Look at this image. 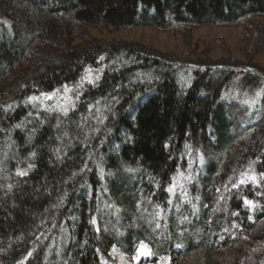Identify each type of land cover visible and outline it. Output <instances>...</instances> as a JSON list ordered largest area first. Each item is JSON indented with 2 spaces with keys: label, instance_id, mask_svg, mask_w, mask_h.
<instances>
[{
  "label": "trees",
  "instance_id": "obj_1",
  "mask_svg": "<svg viewBox=\"0 0 264 264\" xmlns=\"http://www.w3.org/2000/svg\"><path fill=\"white\" fill-rule=\"evenodd\" d=\"M203 25L244 59L88 32ZM263 49L264 0H0V264H264Z\"/></svg>",
  "mask_w": 264,
  "mask_h": 264
},
{
  "label": "rangeland",
  "instance_id": "obj_2",
  "mask_svg": "<svg viewBox=\"0 0 264 264\" xmlns=\"http://www.w3.org/2000/svg\"><path fill=\"white\" fill-rule=\"evenodd\" d=\"M91 37L104 41H128L159 52L208 53L214 60L234 57L243 60L239 41L244 31L241 26L203 25L191 31L189 35L155 28H126L116 31L99 27L88 29ZM76 39L75 42H79ZM253 61L264 67V49L253 57ZM143 247H137L128 258L129 264H157Z\"/></svg>",
  "mask_w": 264,
  "mask_h": 264
},
{
  "label": "snow or ice",
  "instance_id": "obj_3",
  "mask_svg": "<svg viewBox=\"0 0 264 264\" xmlns=\"http://www.w3.org/2000/svg\"><path fill=\"white\" fill-rule=\"evenodd\" d=\"M101 59H103V58L101 57ZM89 83H93V81L91 80V78H89ZM47 98H48V99H51L50 96L47 97ZM36 99H38V97H31V98H30V100H36ZM64 111L66 112L67 109L65 108ZM21 175H23V173H21ZM246 203H250V202H246ZM177 247H179V245H177ZM144 255H149V253H145Z\"/></svg>",
  "mask_w": 264,
  "mask_h": 264
}]
</instances>
